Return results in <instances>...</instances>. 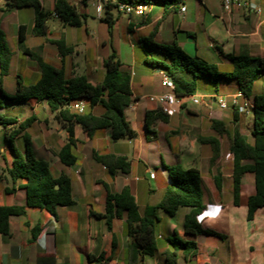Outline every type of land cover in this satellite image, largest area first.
I'll return each instance as SVG.
<instances>
[{
    "label": "crops",
    "instance_id": "crops-1",
    "mask_svg": "<svg viewBox=\"0 0 264 264\" xmlns=\"http://www.w3.org/2000/svg\"><path fill=\"white\" fill-rule=\"evenodd\" d=\"M40 1L45 10L51 12L45 35L34 32L33 8L9 10L8 0H0V27L6 38L11 33L17 44V50H13L15 77L32 84L31 76H35V82L41 76L38 62L19 49V30L24 25L27 40L29 37L35 40L31 46H26L39 53L44 62L63 69L68 78L82 75L92 84H100L105 77L104 61L110 54L106 41H103L106 37L93 42L89 40L92 34L87 27L91 15L88 10L90 2L86 0L85 5L82 0H67L80 13L88 16L83 34V26L63 25L53 12L56 0ZM246 1L258 6L260 11L252 12L233 5L227 12L221 0H180L174 10H164L162 4L155 3L144 17L127 18L130 28L134 27L129 32H135L137 37L131 43V65L126 67L122 63L123 71L132 77L134 98V107H128L125 116L136 136L113 141L111 130L104 129L89 137L81 126L75 125L73 150L77 161L71 167H65L58 152L68 142V132L58 122L57 126H42L35 130L33 141L36 151L49 162L51 171L55 168L52 172L55 176L65 173L70 178L74 203L57 207L55 214L46 209H28L25 215L13 217L10 233L0 234V264H134L135 255L131 252L126 220L114 219L112 229L108 228L105 218L107 196L129 187L142 214L147 208L161 203L171 185L169 169L176 165L185 169L196 167L201 171L209 197L198 221L204 229H212L224 237L186 235L183 223L189 208L179 209L173 217L159 212L158 251L154 256L138 255L137 264H164L165 252L171 248L169 239L172 235L194 240L198 244L197 255L191 259L180 256L178 264H264V208L257 210L252 220L247 218L248 199L255 193L253 173H247L242 178L240 204L234 202L232 138L239 132L251 143L253 118L250 115L251 120L248 121L245 115H236V109L231 106L226 110L220 109L214 98L224 95L230 104L232 96L239 92L237 85L225 80L218 87L210 83L212 89L204 87L203 92L195 93L213 97L210 102L193 105L187 100L179 114L169 116L166 122L159 119L150 121L152 126H149L146 113L157 109V106L145 97L165 91L161 84L162 73L147 68L139 73L137 68L140 63L135 54L139 48V56L144 60L141 39L154 36L159 43L176 40L189 55L214 63L224 72L234 69V64L224 58V54H248L264 59V0ZM181 8H185V12H181ZM26 17L28 22L24 20ZM58 41L67 48L64 55L60 54ZM156 77L158 82L154 80ZM5 79L4 90L15 92V86L7 87L8 83L14 84L13 78ZM134 83H137L141 93L136 92ZM254 95L264 96V73L254 84ZM31 103H35V111L41 105L47 106L45 102L36 101L26 105ZM94 111L97 109L94 108ZM19 117L21 115L17 116L18 123ZM212 120L223 122L227 132L219 133ZM163 123L174 126H160ZM2 132L5 138L3 129ZM160 137L165 140V148L158 157L155 153ZM211 139L220 142V155L214 166ZM3 151L0 149V152ZM106 155L126 158L131 164L129 172L118 170L112 173L101 162ZM1 157L0 205H24L25 199L19 197L22 193L25 195L24 182H12L7 174L13 157L5 154ZM217 167L222 178L220 188L214 180Z\"/></svg>",
    "mask_w": 264,
    "mask_h": 264
},
{
    "label": "trees",
    "instance_id": "trees-1",
    "mask_svg": "<svg viewBox=\"0 0 264 264\" xmlns=\"http://www.w3.org/2000/svg\"><path fill=\"white\" fill-rule=\"evenodd\" d=\"M86 5V0H82ZM155 3L163 5L164 10H174L180 0H112L106 7L100 21L111 29L116 21L113 14L120 5L145 4L149 7ZM7 7L20 9L30 7L35 12L34 32L45 35L51 12L43 7L40 0H8ZM53 12L65 26L81 27L87 20V15L79 12L75 5L67 0H56ZM118 12H120L118 10ZM145 16V15H144ZM141 16V17H144ZM26 26H21L18 36V46L22 54L36 60L41 68L38 82L25 85L17 80L15 92L8 94L4 90L3 80L10 75L13 51L10 48L6 34L0 27V126L5 131V139L13 156L11 167L7 174L12 180H22L25 191L24 205H0V234H9L11 219L25 215L28 209H46L55 214L57 207L69 206L74 203L70 178L61 173L55 176L49 162L35 149L33 135L30 129L36 121L32 116L18 123L17 116L8 113V106L13 104H28L31 101L45 102L54 115L55 120L69 134L68 142L58 152V157L65 167H71L77 161L74 153V126L79 125L89 137L104 129L111 130V139L119 141L125 138L133 139L136 133L132 130L125 116V110L133 103L131 88L132 77L123 71L122 62L115 50L104 61L105 77L100 84H92L86 76L68 78L63 69L43 61L39 53H35L26 46ZM144 60L142 66L168 75L175 84V92L185 98L197 92L199 80L207 81L216 87L221 81L235 82L241 91L253 104L252 142L236 132L232 138L231 152L234 156L233 183L234 202L240 204V189L242 178L247 173L255 177V193L249 197L248 220H252L257 210L264 208V96L254 95V84L264 73V59L254 58L248 54H224V58L234 64L230 72L222 71L218 65L198 56L189 55L176 40L169 43L156 42L154 36L141 39ZM60 54L64 55L67 48L62 42H56ZM78 100H85L87 107L84 113H78L71 108ZM184 107V106H183ZM94 108L97 111H94ZM7 110L6 113L3 111ZM236 115H240L238 110ZM165 115L158 108L146 113L147 122L167 121ZM219 133L223 134L225 124L212 120ZM13 139L23 141V150L20 151L13 143ZM215 158L220 155V142L211 139ZM112 173L118 170L128 173L130 162L124 157L106 155L101 158ZM171 185L168 187L161 203L147 208L142 214L129 187L120 193L107 196V212L105 218L109 229H112L114 219H125L127 234L131 240V252L135 255L133 263L137 264L138 255L154 256L158 251L157 231L159 212L173 217L181 208L190 211L184 218L186 235L199 236L203 234L224 236L212 229H204L198 217L206 208L209 190L201 171L196 167L183 168L176 165L169 169ZM214 180L220 188L221 173L215 169ZM113 238L115 234L113 233ZM171 248L165 252L164 264H178L180 256L191 259L197 255L198 244L194 240H187L178 236L169 239Z\"/></svg>",
    "mask_w": 264,
    "mask_h": 264
},
{
    "label": "rangeland",
    "instance_id": "rangeland-1",
    "mask_svg": "<svg viewBox=\"0 0 264 264\" xmlns=\"http://www.w3.org/2000/svg\"><path fill=\"white\" fill-rule=\"evenodd\" d=\"M48 7V6H47ZM88 10L90 12V17L88 18V31L91 34L89 36V40L91 42L96 41L97 39H102L104 37H106L103 41H106V49L108 50L109 54L112 53L113 50H115L116 52H118V56L119 59L121 60V62L123 64L126 65V67H128V65H131V55H132V48H131V43L134 42L136 40V33L129 32V29L133 30V25L130 28V25H128V19L129 17L125 16L122 12H118V10H114L113 14L115 16V28L112 27L111 29L108 28V26L106 24H102L97 16V12L95 10V8L92 5H89ZM25 13L29 12V11H24ZM132 19V18H131ZM25 22H28V18L26 17ZM86 29V25H83L82 27V32L84 34ZM11 34V33H10ZM8 34L7 36V41L8 44L10 46V48L12 49V51H16L17 50V44L16 41L13 40L12 36ZM113 34V36H112ZM101 37V38H100ZM114 38V40H113ZM190 39V38H189ZM188 39V41H189ZM38 40V39H37ZM35 42V40L32 37H29L27 40V45L31 46L33 43ZM142 52L144 53V51L142 50ZM141 52V53H142ZM136 54V60L138 61V63L142 64V59L140 58L139 54H140V49L138 48L135 51ZM145 54V53H144ZM25 58V57H23ZM208 59V57H207ZM15 56L13 57V61L11 64V70H10V76L8 78H6L5 80L8 81L9 78H13L14 84L13 83H8L7 87H12V86H16V82H17V78L15 77ZM138 65V72L142 73V70L145 69V67H143L142 65ZM31 79H33V81L31 82L32 84L36 83L35 82V76H31ZM156 82H158V77H156L154 79ZM25 85H29V81H25L24 82ZM134 87L136 89L137 93H141L140 89H138V85L137 83H134ZM204 87H210V89L213 88V86L210 83H207V81L204 80H199L198 82V88H197V92L201 93L204 91ZM15 88V87H14ZM156 91H157V87H156ZM224 90H221L222 93ZM8 94H13L14 92L11 91H6ZM207 102H210L207 101ZM218 106V105H217ZM21 109V110H15V109ZM0 113H2V111L0 110ZM8 113L13 115V116H19L21 115V117H19V123L22 122L23 120L30 118L32 116L36 117V121L33 123L32 128L30 129V133L33 135L34 139H35V130H38L40 127L42 126H57V121L54 118V115L50 112L48 106H39L38 109L35 111V103H31L30 105H26V104H13V105H9L8 106ZM53 116V117H52ZM246 119L248 121L251 120L250 116H246ZM39 126V127H38ZM61 126V125H60ZM149 126H152V124L149 122ZM160 126H174L172 124H161ZM158 149L157 152L155 153V155H157L158 157H160V151L161 153H163V149L165 148V140L164 138L160 137L158 138ZM13 143L16 146V148L20 151L23 150V141L21 139H13ZM0 149H4L3 152H0V163H3L2 157L1 155L5 154L7 157L12 156L10 148H9V144H7L1 126H0ZM13 157V156H12ZM52 172H55V168L52 170ZM23 200L25 199V195L24 193L20 194V196ZM181 212V211H180ZM174 236L172 235L170 239H172ZM162 243H165V240H161Z\"/></svg>",
    "mask_w": 264,
    "mask_h": 264
},
{
    "label": "built area",
    "instance_id": "built-area-1",
    "mask_svg": "<svg viewBox=\"0 0 264 264\" xmlns=\"http://www.w3.org/2000/svg\"><path fill=\"white\" fill-rule=\"evenodd\" d=\"M90 4L95 8L98 18H102L106 7L112 2V0H88ZM225 11L230 12L233 5L239 8L246 9L252 12H259L258 6L246 1V0H221ZM125 16L131 18L133 16H144L149 10V6L145 4L137 5H120L119 9ZM181 12H185V8H181ZM161 84L165 91L160 94H153L145 97V99L153 104H156L157 108L161 112L168 116L179 114L183 106H185L187 100L193 105H199L206 103L213 97H206L201 95H190L185 98L179 97L175 92V84L173 80L166 74H161ZM215 102L220 109L226 110L230 106L238 110V112L245 116L252 115L254 104L248 99L241 91L232 96L231 103L227 101V97L224 95H217L214 97ZM87 107L85 100L75 101L71 108L78 113H84ZM134 107L133 104L129 106Z\"/></svg>",
    "mask_w": 264,
    "mask_h": 264
}]
</instances>
